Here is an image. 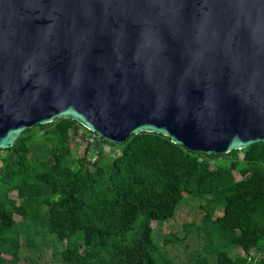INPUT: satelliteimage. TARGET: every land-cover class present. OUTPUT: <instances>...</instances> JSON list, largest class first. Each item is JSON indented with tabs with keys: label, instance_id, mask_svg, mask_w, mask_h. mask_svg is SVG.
<instances>
[{
	"label": "water",
	"instance_id": "95a60500",
	"mask_svg": "<svg viewBox=\"0 0 264 264\" xmlns=\"http://www.w3.org/2000/svg\"><path fill=\"white\" fill-rule=\"evenodd\" d=\"M56 119L110 143H264V0H0V149Z\"/></svg>",
	"mask_w": 264,
	"mask_h": 264
},
{
	"label": "trees",
	"instance_id": "16d2710c",
	"mask_svg": "<svg viewBox=\"0 0 264 264\" xmlns=\"http://www.w3.org/2000/svg\"><path fill=\"white\" fill-rule=\"evenodd\" d=\"M74 142L86 143L82 155ZM103 144L120 155L106 160ZM188 200L204 216L185 238L204 241L187 264H264V143L207 155L157 133L110 143L71 119L37 125L0 149V264L48 244L60 264H176L166 250L184 239L153 224Z\"/></svg>",
	"mask_w": 264,
	"mask_h": 264
},
{
	"label": "rangeland",
	"instance_id": "374dc122",
	"mask_svg": "<svg viewBox=\"0 0 264 264\" xmlns=\"http://www.w3.org/2000/svg\"><path fill=\"white\" fill-rule=\"evenodd\" d=\"M86 146L84 144L73 143V152L75 155L80 156L83 154V150ZM106 155V160H110L120 155V148L103 144L102 148ZM95 157V156H94ZM18 199V198H17ZM203 203L199 200H188L183 203L175 216V218L169 223L158 226L156 223L153 224L156 232L163 237L166 234H175L178 238L184 239L182 243L170 245L166 254L173 259L176 264H187V261L191 258V255L200 248L204 238L200 239L196 233H193L192 237L185 238L186 232L184 227L187 224H194L200 226L202 224V218L204 211L200 208ZM221 215V212L217 213ZM16 220L21 221L22 217L19 212L16 214ZM235 253L243 255L241 250ZM233 253V255H235ZM60 260L54 259V248L53 245H44L39 252H25L23 258L19 264H60Z\"/></svg>",
	"mask_w": 264,
	"mask_h": 264
},
{
	"label": "built area",
	"instance_id": "2783aa9c",
	"mask_svg": "<svg viewBox=\"0 0 264 264\" xmlns=\"http://www.w3.org/2000/svg\"><path fill=\"white\" fill-rule=\"evenodd\" d=\"M89 143H90L91 145H95V143H96V136H95V135H90V136H89ZM94 156H95V157H94ZM97 158H98L97 152H96V151H92V152L90 153V159H91L92 161H96Z\"/></svg>",
	"mask_w": 264,
	"mask_h": 264
}]
</instances>
